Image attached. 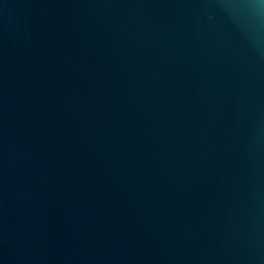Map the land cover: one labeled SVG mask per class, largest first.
I'll use <instances>...</instances> for the list:
<instances>
[{
	"label": "water",
	"instance_id": "95a60500",
	"mask_svg": "<svg viewBox=\"0 0 264 264\" xmlns=\"http://www.w3.org/2000/svg\"><path fill=\"white\" fill-rule=\"evenodd\" d=\"M0 264H264V0H0Z\"/></svg>",
	"mask_w": 264,
	"mask_h": 264
}]
</instances>
